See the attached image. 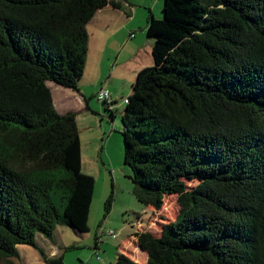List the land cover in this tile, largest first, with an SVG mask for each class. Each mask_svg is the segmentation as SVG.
I'll list each match as a JSON object with an SVG mask.
<instances>
[{"label": "trees", "instance_id": "trees-1", "mask_svg": "<svg viewBox=\"0 0 264 264\" xmlns=\"http://www.w3.org/2000/svg\"><path fill=\"white\" fill-rule=\"evenodd\" d=\"M105 7L123 4L0 0V264L18 245L62 264L35 237L88 231L95 180L75 114L55 111L46 83L78 91ZM160 12L146 24L152 65L122 109L123 163L139 204L159 211L175 195L178 212L133 233L142 264H264V0H162Z\"/></svg>", "mask_w": 264, "mask_h": 264}, {"label": "rangeland", "instance_id": "rangeland-1", "mask_svg": "<svg viewBox=\"0 0 264 264\" xmlns=\"http://www.w3.org/2000/svg\"><path fill=\"white\" fill-rule=\"evenodd\" d=\"M151 2H154V5L157 3V17H160L162 0H151ZM87 32L89 34V63L86 70L84 69L85 75L78 82V87H82L87 95H90L97 91L99 82L100 85L104 84L108 74L107 69L101 73L94 72L92 68L93 50L97 46L94 36L98 29L94 28L90 22ZM146 37L145 34L144 39ZM152 44L153 39L148 38L146 43L149 53L146 56L148 66L152 65L150 58ZM122 74L127 76L125 71ZM122 78L119 73L116 82H120ZM130 79L134 81L135 75H130ZM132 83L128 88H122L118 92L117 101L112 105V117L107 107L96 101L93 96L90 99L89 109L91 111L79 114L77 118L76 126L81 147V172L92 176L95 180L88 215V231L78 233L70 227L59 225L55 229L53 238L47 239L39 235V238H43L44 241L37 240L43 247V250L41 249L43 254H49V249L54 247L57 251L54 258L61 256L62 264H114L118 255L126 257L127 253L122 250V247H124V241L130 238L135 230L147 231L156 235L161 224L175 220L178 212L177 196L163 197V205L159 211L139 204L134 197L130 170L123 163L121 115L125 104L122 100L130 94ZM46 85L50 91L59 88L53 82H47ZM74 108L77 107L74 105ZM194 184L187 182L186 186L189 188ZM109 231L116 233L117 237L112 239L107 234ZM38 252L33 247L20 246V257L13 261L16 264H47Z\"/></svg>", "mask_w": 264, "mask_h": 264}, {"label": "crops", "instance_id": "crops-1", "mask_svg": "<svg viewBox=\"0 0 264 264\" xmlns=\"http://www.w3.org/2000/svg\"><path fill=\"white\" fill-rule=\"evenodd\" d=\"M120 1L123 4L120 10H113V8L105 7L100 11L98 10L91 21L94 28L98 29V32H96L94 36L97 46L95 50H93L92 68H94V72L97 73H101L103 70L107 69L106 73L108 77L107 80L104 81V84L101 83L100 85L98 81L97 91L90 95H87L82 87H78L77 92L61 87L50 92L55 111L60 115L66 113L75 114L76 124L79 114L91 111L89 109L90 99L98 94L101 89H106L110 93V102L106 104V107L112 114V105L117 101L116 97L118 92L122 88H128L130 83L133 82V79H130V75H135L136 77L140 69L142 70L149 65L146 59V56L149 54L146 45L147 38L144 39V37L146 34V24L149 21L150 15H153L157 19L159 18L157 17L158 5L157 3L154 5V2H151V0ZM88 63L89 50L87 51V64H85V70ZM85 70L83 75H85ZM124 71L127 73V76L122 74ZM119 73H121V77L123 78L120 82H116ZM74 105L77 108H74ZM136 231L137 230L134 232ZM38 239H40L41 242L44 240L43 238L35 237L37 246L43 250L42 245H39L37 242ZM124 243L122 250L127 253L126 256L128 258L135 261V263H144L146 261L147 254L139 250L136 244V238L133 234H131L130 238H127ZM19 247L18 245L17 252L20 257ZM49 251V254L44 253L45 257L48 259L56 257L55 253L57 251L54 247L53 249L50 248Z\"/></svg>", "mask_w": 264, "mask_h": 264}, {"label": "built area", "instance_id": "built-area-1", "mask_svg": "<svg viewBox=\"0 0 264 264\" xmlns=\"http://www.w3.org/2000/svg\"><path fill=\"white\" fill-rule=\"evenodd\" d=\"M132 37V35H131ZM109 91L106 89H101L98 94L95 95L96 101L100 102V103H109L110 102V96H109ZM122 102L126 105L127 104V99H123ZM108 236H110L112 239H115L117 237V234L109 231Z\"/></svg>", "mask_w": 264, "mask_h": 264}]
</instances>
